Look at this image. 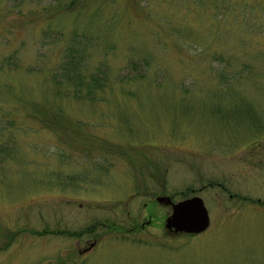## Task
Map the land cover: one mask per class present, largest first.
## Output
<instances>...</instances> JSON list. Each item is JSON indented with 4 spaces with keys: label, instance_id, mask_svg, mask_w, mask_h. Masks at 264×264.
Listing matches in <instances>:
<instances>
[{
    "label": "rangeland",
    "instance_id": "obj_1",
    "mask_svg": "<svg viewBox=\"0 0 264 264\" xmlns=\"http://www.w3.org/2000/svg\"><path fill=\"white\" fill-rule=\"evenodd\" d=\"M0 264H264V0H0Z\"/></svg>",
    "mask_w": 264,
    "mask_h": 264
},
{
    "label": "water",
    "instance_id": "obj_2",
    "mask_svg": "<svg viewBox=\"0 0 264 264\" xmlns=\"http://www.w3.org/2000/svg\"><path fill=\"white\" fill-rule=\"evenodd\" d=\"M158 200L172 204L173 210L166 218V227L174 232H199L210 224V215L204 199L199 195L174 202L170 195H162Z\"/></svg>",
    "mask_w": 264,
    "mask_h": 264
},
{
    "label": "trees",
    "instance_id": "obj_3",
    "mask_svg": "<svg viewBox=\"0 0 264 264\" xmlns=\"http://www.w3.org/2000/svg\"><path fill=\"white\" fill-rule=\"evenodd\" d=\"M76 46V45H75ZM73 44H70L69 48H68V55H71L69 56L68 58H66L63 62V68H65V70L63 71L64 74L67 75V77L71 76L74 78V74L72 73L75 68H78L79 67V63L77 60V57H81V55L77 54V56L75 55V52H76V47H75ZM80 74H77V77L75 76L74 78V81L73 83H75L74 85L77 86V87H82L79 83L80 81H83L84 80V77H78ZM66 77V78H67ZM95 77V76H94ZM95 79H97L98 81L102 79L101 82H99V85H102L103 83H105L103 81V77H99V76H96ZM106 79V78H105Z\"/></svg>",
    "mask_w": 264,
    "mask_h": 264
},
{
    "label": "flooded vegetation",
    "instance_id": "obj_4",
    "mask_svg": "<svg viewBox=\"0 0 264 264\" xmlns=\"http://www.w3.org/2000/svg\"><path fill=\"white\" fill-rule=\"evenodd\" d=\"M93 242H94V245H92ZM96 243H97L96 238H94V240L92 241H88V245H86L84 248H79L80 253H85L86 251L92 249L96 245Z\"/></svg>",
    "mask_w": 264,
    "mask_h": 264
}]
</instances>
